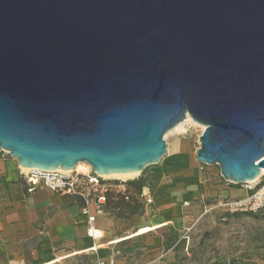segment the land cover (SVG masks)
Listing matches in <instances>:
<instances>
[{"label":"water","instance_id":"1","mask_svg":"<svg viewBox=\"0 0 264 264\" xmlns=\"http://www.w3.org/2000/svg\"><path fill=\"white\" fill-rule=\"evenodd\" d=\"M187 117L198 163L264 172V0H0V152L20 169L142 172Z\"/></svg>","mask_w":264,"mask_h":264},{"label":"crops","instance_id":"2","mask_svg":"<svg viewBox=\"0 0 264 264\" xmlns=\"http://www.w3.org/2000/svg\"><path fill=\"white\" fill-rule=\"evenodd\" d=\"M157 165L150 166L142 176L130 180L112 178L113 180L105 182L109 187L108 207L104 205L100 212H96L93 206L90 207V212L95 215V228L102 234L100 239L94 241L86 233L87 219L80 212V198L56 194L44 186L29 192L17 161L6 152H0V264H47L49 262H45L54 256L75 257L88 253L94 264H134L133 260L129 263L123 257L125 250L122 249L137 241L147 243L150 232L136 237L132 235L139 229L155 227L149 226L150 217L160 216L162 209L169 206L164 204L166 198L176 196L171 210L174 216H160L161 223L156 226H173L183 240L190 227L197 220L203 219V206L211 198H242L229 196L237 195V190L232 189L236 187L217 178L216 167H208L202 173L197 159L186 151L174 153ZM165 170L169 172L166 173L167 176L160 177ZM138 179H142L145 184L140 194H136L130 184ZM148 181L157 182L154 185L161 186L163 190L157 200L146 194ZM213 190L215 191L212 192ZM228 190V197L221 195V191ZM186 194L198 195L200 200L183 201ZM118 199L127 202L136 199L140 204L141 214L128 216V210L124 218L117 217L110 207ZM130 207H134L133 203ZM127 237L130 238L122 240Z\"/></svg>","mask_w":264,"mask_h":264},{"label":"rangeland","instance_id":"3","mask_svg":"<svg viewBox=\"0 0 264 264\" xmlns=\"http://www.w3.org/2000/svg\"><path fill=\"white\" fill-rule=\"evenodd\" d=\"M189 120L190 122L183 123L186 121L184 120L180 128L171 130L164 135L166 155L157 166L162 164L172 154H181L184 151L196 159V152L199 148V136L203 133L204 128L194 123L190 118ZM199 166L202 173L207 171L208 167H211L200 163ZM149 167L135 176L122 177L119 180H130L142 176ZM214 167L218 170L215 176L222 179L219 168L216 165ZM78 170L86 172L89 167L81 163ZM167 172V170L162 171L160 177H166ZM259 180L264 183V175ZM155 183L157 182L148 181L146 183V194L157 200L158 195L163 193V190L160 188L161 186H155ZM232 186L236 187L232 189L237 190V195H229V190L221 191V195L243 198L248 194L242 185ZM218 189L222 190L220 187ZM239 193L242 195H239ZM174 197L176 196L173 195L165 199L166 203L164 204L169 206L162 209V213L160 212L161 217L165 215H168V217L174 216L171 211L176 201ZM184 200L199 201L200 199L198 195L186 194L183 197ZM178 202L180 203V198ZM160 216L151 215V225L149 226L159 225L161 223ZM179 235L178 232L174 231L173 226L159 228L150 232L146 244L137 241V243H134L136 246L132 244V246L123 248L122 250H125L123 257L129 263L133 260L134 264H147L155 259H160L162 264H264V215L260 213L227 215L222 212L212 211V213L196 222L189 232H186L184 240L180 239ZM71 256L67 259L62 258L54 264H94L90 253L75 257ZM58 257H62V255L49 258L45 263Z\"/></svg>","mask_w":264,"mask_h":264},{"label":"built area","instance_id":"4","mask_svg":"<svg viewBox=\"0 0 264 264\" xmlns=\"http://www.w3.org/2000/svg\"><path fill=\"white\" fill-rule=\"evenodd\" d=\"M78 165L73 171L69 172L21 170V174L29 192L37 187L44 186L56 194L80 198L82 200L80 212L87 219V236L96 241L102 237V234L100 230L95 228V215L90 212V207L93 206L96 212L101 211L106 203L109 191V187L106 186L105 182L113 179L98 177L88 165V171L80 172ZM260 180L242 185L248 192L243 198H211L207 204H204L201 212L202 216H206L212 211L227 215L259 213L264 215V183ZM147 203H150V200H147ZM185 204L188 205V202ZM148 264H162V262L160 259H155Z\"/></svg>","mask_w":264,"mask_h":264},{"label":"trees","instance_id":"5","mask_svg":"<svg viewBox=\"0 0 264 264\" xmlns=\"http://www.w3.org/2000/svg\"><path fill=\"white\" fill-rule=\"evenodd\" d=\"M132 188L135 190L136 194H140L141 190H142V187H144V181L142 179H138L137 181H133L130 183ZM133 203L134 207H130V204ZM129 202H127L126 200L124 199H118L112 207H110L111 211H113V213L117 216V217H120V218H124V214L126 211L129 210V213H128V216L134 214V213H138V214H141V209L139 208L140 207V204L138 203V201L136 199L134 200H129ZM105 206L108 207V200L106 198V203H105ZM103 206V208L105 207ZM236 215H239V214H236Z\"/></svg>","mask_w":264,"mask_h":264},{"label":"bare ground","instance_id":"6","mask_svg":"<svg viewBox=\"0 0 264 264\" xmlns=\"http://www.w3.org/2000/svg\"><path fill=\"white\" fill-rule=\"evenodd\" d=\"M186 121H184L183 123H185V122H190V120H189V118L187 117L186 119H185ZM183 123H180V124H178L173 130H177L178 128H180L181 126H182V124ZM195 123V122H194ZM78 167H79V165H78ZM60 171V170H59ZM140 172H135V173H131V174H126V175H121V176H113L112 178H122V177H132V176H135V175H137V174H139ZM262 175H264V172H262L261 173V175H260V177L262 176ZM259 177V178H260ZM258 178V179H259ZM258 179H256V181L258 180ZM255 182V181H254ZM160 226H155V227H147V228H142V229H139L136 233H134L133 235H132V237H136V236H139V235H143V234H146V233H148V232H151V231H153V230H156L157 228H159ZM128 238H130V237H127V238H124V239H122V240H125V239H128ZM80 254V253H79ZM71 255H67V256H64V257H62V258H68V257H70ZM62 258H57V259H55L54 261H51V262H49V263H47V264H54V263H56V262H58L59 260H61Z\"/></svg>","mask_w":264,"mask_h":264}]
</instances>
